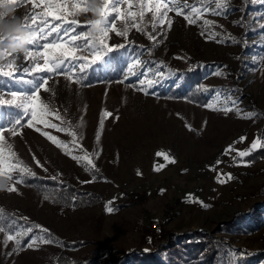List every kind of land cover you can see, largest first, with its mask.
Returning <instances> with one entry per match:
<instances>
[{"label": "rangeland", "instance_id": "obj_1", "mask_svg": "<svg viewBox=\"0 0 264 264\" xmlns=\"http://www.w3.org/2000/svg\"><path fill=\"white\" fill-rule=\"evenodd\" d=\"M5 4L11 3L0 0V7ZM230 4L223 15L209 12L202 17L215 22L217 40L200 34L202 20L188 25L183 16L169 13L173 26L153 33L154 45L133 29L129 40L134 44L109 54L107 63L87 69L83 83L72 84L60 76L49 81L48 92L41 90V100L58 109L61 117L50 115V121L76 132L78 139L82 134L83 151L73 149L71 155L86 151L95 169L89 165L86 171V161H74L43 135L47 132L71 148L68 132L42 124L28 128L30 116L0 105V125L18 111L21 121L25 119L16 137L4 133L14 160L35 175L56 177L96 195L86 206L63 209L24 183L7 181V188L0 191V209L21 224L13 232L0 233V264H193L186 261L190 259L204 264H264V158L245 165L235 151L247 150L257 137L264 139V0ZM15 6L23 18L31 10L30 4ZM87 15L95 18L94 13ZM78 18L83 22V16ZM110 35V44L124 42ZM136 58L142 61L136 70L146 75L125 79L127 64ZM8 59H0V64ZM111 68L121 75L108 82ZM197 68L203 102L182 93L167 95L177 91L183 77L179 71ZM148 80L154 81L151 87ZM34 87L0 77V98L10 99L9 91ZM226 107L233 110L226 112ZM9 111L15 114L4 120ZM102 114H110L104 115L103 125ZM242 136L246 140L240 142ZM229 145L234 151L225 155ZM157 167L159 171L154 170ZM12 186L17 191L9 192ZM37 224L48 232L37 229ZM27 227L33 232L23 234ZM161 228L167 231L164 239L158 238ZM8 235L14 239L5 245ZM33 235L50 236L52 243L37 241L29 247ZM108 247L114 252L102 255ZM211 247L212 254H206Z\"/></svg>", "mask_w": 264, "mask_h": 264}, {"label": "snow or ice", "instance_id": "obj_2", "mask_svg": "<svg viewBox=\"0 0 264 264\" xmlns=\"http://www.w3.org/2000/svg\"><path fill=\"white\" fill-rule=\"evenodd\" d=\"M8 2L15 5H31V10L23 18V26L29 27L33 35L28 40L23 53V60H21L20 54L6 53L7 58L11 59H8L5 64H0V77L29 85L34 83L35 87L28 92L9 91L8 95L11 98H0V105L7 104L13 110H22L24 116H30L27 121L28 128L42 124L44 127H51L60 132H68V129L59 127L58 124L52 123L49 119L50 115L56 119H61L58 109H50L49 103L41 100V90L48 92L47 86L50 80H54V77L66 76L72 84L83 83L87 80V69L94 65L99 66V63H107L109 54L117 49L127 51L128 47L134 44L133 40H129L130 31L133 29L136 33L145 35L154 45L157 37L153 33L158 30L162 31L165 26L167 30H171L173 19L169 13L173 12L177 17L183 16L188 25H197L198 21L202 20V23L199 24L200 34L209 40H217L220 33L212 31L216 27L215 22L202 19V17L209 12L217 16L223 15L231 6L230 0H195V2L192 0H99V2L97 0H90V2L89 0H8ZM124 5L127 6L126 10ZM88 13H94L95 18H89ZM147 13H151V15L148 16ZM80 16L84 17L83 22L78 18ZM112 33L115 34V37L123 38L124 42L110 44L109 41L113 38L110 35ZM164 38L166 39V36ZM19 39L18 36L6 38L0 35V50L6 51L9 47V43L6 41L18 43ZM233 42L239 43L234 38ZM136 47L144 48V45H137ZM29 59L31 63L25 65V61ZM14 62H16L15 66ZM141 65L142 61L139 58L129 62L125 79L128 75L135 77L146 75V71L136 70ZM5 67L9 70L5 71ZM77 69H79L80 75L76 74ZM14 72H19V75H14ZM41 73L43 75H39ZM26 74L37 75H31V78L25 79ZM156 74L163 75L160 71H157ZM215 74L220 75L221 73ZM54 83L58 84L59 81H54ZM144 83V80H139L140 85H144ZM147 83L151 87L154 81L148 80ZM141 90L143 89L141 88ZM232 110L231 107L224 108L226 112ZM104 115L110 114H102L101 125L104 122ZM17 126L21 129L24 127L19 111L14 119L0 125V176H3L8 182L15 181L17 184H22L26 183L28 178H34L35 173L23 165L21 161L14 160L15 153L12 151V146L4 143L5 131H8L12 137H16L18 135ZM35 130L39 132L40 128L36 127ZM68 134L72 137L71 148L68 144L58 141L55 136L49 135L47 132L43 133L49 141L63 147L69 155L73 149L83 151L80 146L82 134L80 139L77 138V133L74 131L68 132ZM96 139H100L99 130L96 133ZM239 140L243 142L246 137L242 136ZM259 147H264V141L257 137L247 150H235L236 155L240 158L250 156ZM232 151H234L233 146L229 145L224 154L228 155ZM157 155H164L166 160L169 159L167 154L158 152ZM71 158L74 161H86V171L89 170V165L91 169L96 167L86 151L82 156L71 155ZM6 160L9 162L5 165ZM169 162L174 163L175 161L169 160ZM37 163L39 162L37 161ZM216 163L220 164L221 161L217 160ZM244 163L247 165L250 162ZM154 170L159 171L160 167ZM13 172H17L19 175L14 176ZM227 176L229 179L232 178L231 174H227ZM52 179L57 178L52 177ZM219 182L224 183L225 181L220 180ZM8 191L14 192L17 189L12 186L8 188ZM45 198L47 199V197ZM7 219L4 210L0 209V222H3L0 223V233L15 231L18 221L12 220L11 225H8ZM20 219L27 218L22 217ZM35 227L44 233L48 232L47 229L41 228L38 224ZM32 232L33 228L27 227L23 234ZM13 239V235H8L4 244L7 245ZM37 241L46 244L52 243L50 236L33 235L28 246L32 247ZM15 244L19 246L20 239H15Z\"/></svg>", "mask_w": 264, "mask_h": 264}, {"label": "trees", "instance_id": "obj_3", "mask_svg": "<svg viewBox=\"0 0 264 264\" xmlns=\"http://www.w3.org/2000/svg\"><path fill=\"white\" fill-rule=\"evenodd\" d=\"M113 68V67H112ZM111 68V73L107 75V81L112 82L113 80L117 79L120 75L116 73L115 70ZM200 69H185L181 70L178 73L182 74L183 77L181 78V81L179 82V87L176 89L177 91H171L167 95L170 96H184L189 95L195 98L198 102H203V95L198 91L197 84L200 80ZM11 114H15V111H9L7 115H5V119H8ZM24 120L22 119L21 123L24 124ZM19 126H17L18 128ZM264 141V139H263ZM264 158V147H259L256 150L252 152L250 156L244 157L243 159L247 162L253 163L260 161ZM28 187L34 189L36 192H38L41 196L47 197V200H49L53 205L59 207V208H69V209H76L78 207L86 206L87 204H90L95 200L96 195L86 191L79 189L78 187L74 186L73 184L69 182H62L57 179L53 180L52 177H43L35 175L34 178H28L26 183H24ZM134 201H137L136 199ZM8 217L6 223L8 225H11V221L15 220L12 215H6ZM167 215L164 214L161 217V222L163 223L166 219ZM3 223V222H0ZM18 224H21V221H18ZM17 224V225H18ZM17 227V226H16ZM8 232V231H5ZM160 236L159 239H164L167 231L163 228L159 230ZM219 239V238H218ZM212 240V238H211ZM210 243V241H209ZM164 248V247H163ZM114 252V249L108 247L103 248L102 255L106 253H112ZM213 247H211L206 254H212ZM141 258H144L143 254H140ZM144 260V259H143ZM193 262V264H204L205 262L199 261L198 259H190L186 260ZM55 264H65L56 262ZM77 264H95V262H78Z\"/></svg>", "mask_w": 264, "mask_h": 264}, {"label": "clouds", "instance_id": "obj_4", "mask_svg": "<svg viewBox=\"0 0 264 264\" xmlns=\"http://www.w3.org/2000/svg\"><path fill=\"white\" fill-rule=\"evenodd\" d=\"M0 35L6 38H11L13 36H18L19 42L6 41L9 43V47L5 50H0V59L7 58L6 53L12 55H23L25 48L27 46L28 40L32 37V32L30 29L25 28L24 19L22 16L17 15V10L15 4H5L0 7ZM7 180L0 179V191L7 188Z\"/></svg>", "mask_w": 264, "mask_h": 264}]
</instances>
